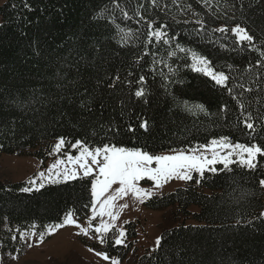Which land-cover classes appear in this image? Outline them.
I'll use <instances>...</instances> for the list:
<instances>
[{
    "label": "trees",
    "instance_id": "trees-1",
    "mask_svg": "<svg viewBox=\"0 0 264 264\" xmlns=\"http://www.w3.org/2000/svg\"><path fill=\"white\" fill-rule=\"evenodd\" d=\"M236 25L253 35L251 46L237 42ZM222 27L229 31H216ZM157 30L164 35H150ZM191 52L228 81L219 85L194 71ZM262 52L264 0H4L0 152L45 163L61 137L63 156L78 153L77 141L151 154L224 136L264 147ZM140 89L144 95L137 97ZM249 114L255 131L243 122ZM145 120L147 129L140 127ZM214 167L146 200L148 208L164 210L159 248L129 258L137 249L134 222L126 224V247L114 243L113 231L104 246L85 243L129 258L127 264H264V156H257L254 170L239 161L230 171ZM92 179L39 190L26 180H1L0 251L23 256L27 248L15 250L22 232L42 233L68 213L87 219Z\"/></svg>",
    "mask_w": 264,
    "mask_h": 264
},
{
    "label": "snow or ice",
    "instance_id": "snow-or-ice-1",
    "mask_svg": "<svg viewBox=\"0 0 264 264\" xmlns=\"http://www.w3.org/2000/svg\"><path fill=\"white\" fill-rule=\"evenodd\" d=\"M25 6L27 7V5ZM216 31L228 32L229 29L222 27L216 29ZM231 32L235 34L238 43L247 42L248 45H252L254 37L246 28L236 25L231 29ZM150 35L160 38L164 33L157 30L152 31ZM180 51L184 52L185 49L180 48ZM261 55L264 56V52ZM191 60V67L194 71L210 76L219 85H224L228 81L229 77L223 72L217 73L213 70L210 66L211 62L206 57L198 55L196 52H191ZM261 66L264 67V64ZM140 79L143 81V77ZM247 90L251 91V89ZM135 95L137 97L143 96L144 90H137ZM197 107L202 111L204 110L203 105H198ZM240 107L243 108V104ZM251 121L252 117L249 114L243 122L247 129L255 131V125ZM140 127L147 129L148 122L145 120ZM64 144L65 139L61 137L54 146V151L59 152ZM73 147H78L80 153L75 157L68 155L67 161L74 166L78 165L79 169L83 170V177H93L91 181L92 200L89 228L82 227L73 219L72 213H68L62 223L54 227H49L47 233H40L38 243L44 242L45 234L52 235L57 229L69 225L80 228L81 234L87 236L89 229L92 227V221L100 217V224L94 228V231L99 234L100 243L104 244L106 243V234L115 228L114 222L120 218V213L114 211L117 207L118 200L132 194L140 203H144L146 199H150L155 195V192L139 186L140 181L145 180V178L153 182L155 188L162 189L165 184L174 179L191 181L193 179V173H198L200 178H203L206 170L216 172L217 169L214 166L218 163L223 164L224 168L230 171L229 165L236 162L233 157H238L241 165L246 166L250 170H254L257 167V156H264V147L258 144L233 143L227 136L213 139L208 145H200L188 150L173 149L171 150V154L158 155L151 154L140 148H128L116 146L115 144H104L103 146L89 148L83 142L77 141ZM207 151H211V157L205 154ZM64 164V160H59L47 171L52 173L53 170L58 169ZM55 175H60V172H55ZM63 175L65 180L76 179L80 176L76 167L72 169L65 167ZM39 179L41 181L45 179V172L39 173ZM48 179L53 183L56 182L51 176ZM36 183L37 180L35 179L29 181L31 185H35ZM259 185L264 188V179L259 181ZM43 186L41 183L40 187ZM22 190L24 192H30L32 188L26 187ZM127 207V204L120 205L121 209ZM104 216H108L113 223L104 221L102 219ZM259 218H264V213H261ZM118 231L119 234L114 243L126 247V232L123 229H119ZM33 235L35 236L36 234L33 233ZM161 240L162 237L156 239V248L160 247ZM29 246L31 247V245ZM95 254L98 257H102L105 261L110 259L107 252H96ZM111 264H120V261L113 258L111 259Z\"/></svg>",
    "mask_w": 264,
    "mask_h": 264
},
{
    "label": "rangeland",
    "instance_id": "rangeland-1",
    "mask_svg": "<svg viewBox=\"0 0 264 264\" xmlns=\"http://www.w3.org/2000/svg\"><path fill=\"white\" fill-rule=\"evenodd\" d=\"M4 0H0V4ZM59 140L54 142V146ZM188 150V149H185ZM80 149L78 148V153L72 155L73 157L78 156ZM158 154H171V151L162 152ZM157 154V155H158ZM211 157V151L205 153ZM223 154V153H222ZM67 154L63 156L59 152L53 151L50 158L44 163L41 159L32 155H17L8 154L0 152V181L1 180H12V181H30L37 180L35 185H31L32 188H41L40 184L43 185L53 183L48 177L51 176L53 180L60 183L66 181L64 179L63 171L64 168L72 169L76 167L80 176H83V170L79 169V166H74L67 161ZM234 160L239 161L238 157H233ZM59 160H64L65 164L61 165L58 169L53 170L49 173L47 170ZM60 172V175H55V172ZM45 172V179H39V173ZM69 180V179H68ZM183 180H172L165 184L162 189H157L154 187L153 182L145 180L140 181L139 186L156 194H163L165 192L173 191L178 186L184 185ZM147 200V199H146ZM145 200V202H146ZM144 203H140L135 196L129 194L127 197L117 201V207L114 211L120 213V218L116 220L115 228L113 231L114 240L118 237L119 229H123L127 233L126 224L129 222H134L136 225L137 232V249L130 257L133 255H141L148 250L156 248L155 241L160 236L161 228L159 227L160 221L162 219L163 209H151L148 208ZM127 204L128 207L121 209L120 205ZM264 213V209L262 211ZM73 219L77 221L84 228H89V219L91 218V212L87 219L80 221L73 214ZM104 221L113 223L108 216L102 218ZM96 221V222H95ZM101 221L100 217L92 221V227L89 229L88 235H83L80 232V228L69 225L63 228L57 229L52 235L45 234V239L43 243H38L39 234L36 231H27L20 234V244H18L15 250H20L23 247L27 248V253L23 256L13 254L9 251H0V264H111V259H118L117 257H110L108 261H105L102 257H98L96 252H103L92 245L85 243V240L94 245L104 246L99 241V234L95 233L94 228L99 226ZM60 224V223H58ZM57 224L48 226L43 233H47L49 227H54ZM33 233L36 235L34 236ZM126 242V238H125ZM31 245V247L29 246ZM91 249V251H90ZM128 258V259H129ZM126 261H120V264H127Z\"/></svg>",
    "mask_w": 264,
    "mask_h": 264
}]
</instances>
